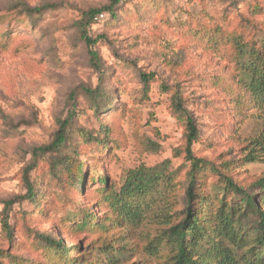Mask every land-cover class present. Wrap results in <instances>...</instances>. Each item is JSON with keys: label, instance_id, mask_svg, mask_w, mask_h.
Returning a JSON list of instances; mask_svg holds the SVG:
<instances>
[{"label": "rangeland", "instance_id": "1", "mask_svg": "<svg viewBox=\"0 0 264 264\" xmlns=\"http://www.w3.org/2000/svg\"><path fill=\"white\" fill-rule=\"evenodd\" d=\"M113 1L0 0L2 264H67L39 236L60 240L72 264H162L166 233L183 217L189 166L175 155L184 135L175 92L196 125V156L219 171L231 163L228 175L246 189L264 176V157L242 160L264 132V108L235 104L232 80L245 76L227 42L239 37L255 51L263 47L264 0H119L114 17L102 11L82 26L89 11ZM42 7L39 15L25 12ZM143 76L152 80L146 85ZM69 117L65 146L29 170L33 150ZM165 161L171 178L156 188L158 204L138 221H122L105 199L110 188L118 190L131 170ZM74 162L81 185L66 169ZM24 177L35 203L21 199ZM198 185L206 196L223 194L212 171ZM8 201L10 241L1 225ZM85 214L93 217L82 227Z\"/></svg>", "mask_w": 264, "mask_h": 264}, {"label": "trees", "instance_id": "2", "mask_svg": "<svg viewBox=\"0 0 264 264\" xmlns=\"http://www.w3.org/2000/svg\"><path fill=\"white\" fill-rule=\"evenodd\" d=\"M118 1H113L111 6H105L101 10L89 11L87 21L82 26L87 27L92 24L95 16L102 11L114 17L113 8ZM45 9L47 7L26 9L25 12L29 15H39ZM240 39L239 37L227 39L235 49L240 70L245 76L244 79L232 80L235 87L233 93L235 104L248 101L247 103L262 109L264 108V41L263 47L255 51L242 44ZM86 40L88 44H94L93 41ZM89 54L94 67L99 69L96 53L91 51ZM151 80L150 76L142 77L146 85ZM172 109L184 126L183 142L177 148L175 155H183L189 166L185 176L183 217L168 229L166 235L170 250L160 253L158 258L163 259L162 264H264V176L257 178L246 189L228 175L227 171L231 163L223 166V171L208 165L204 158L196 156L192 150L198 132L192 117L183 108L176 92L173 95ZM71 119L72 117H69L60 123L59 129L48 145L33 150L34 161L29 166V170L34 168L37 157L45 154L57 155L65 146L67 126ZM250 144L251 150L247 159L242 160L250 162L264 157V132ZM81 167L77 162L66 166L68 170L75 169L76 173L73 176L74 179L80 180L76 182L80 185L83 183ZM168 167V161L153 168L139 167L127 172L118 190L110 188L105 199L115 212L120 213L122 221H135V219L138 221L144 210H150L152 206L158 204L153 194L159 184L170 181L171 174L167 172ZM207 170L219 177L223 191L221 196L219 194L206 196L198 191L200 176ZM23 183L26 194L21 199L35 203L36 191L33 184L27 177H24ZM99 183L105 185L106 180L101 178ZM227 197L230 201H227ZM136 199H141V202H136ZM13 204V201L5 203L1 220L2 231L8 241L13 235V228L8 224L7 210ZM92 217V214L89 216L85 214L82 227H87ZM103 229H105L104 225L100 227V230ZM36 240H40L46 249L48 248L47 250L62 257L67 264H72L69 249H65L60 240L48 236H39ZM162 254L166 255L163 257ZM3 257L5 255L0 251V264L3 262Z\"/></svg>", "mask_w": 264, "mask_h": 264}]
</instances>
